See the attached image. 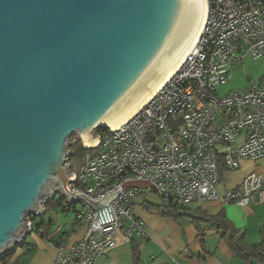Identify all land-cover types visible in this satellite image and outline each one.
Listing matches in <instances>:
<instances>
[{"label":"water","instance_id":"obj_1","mask_svg":"<svg viewBox=\"0 0 264 264\" xmlns=\"http://www.w3.org/2000/svg\"><path fill=\"white\" fill-rule=\"evenodd\" d=\"M192 6L0 0V258L57 192L96 209L99 224L113 220L108 204L119 191L92 200L71 190V138L94 140L155 78L189 30Z\"/></svg>","mask_w":264,"mask_h":264},{"label":"built area","instance_id":"obj_2","mask_svg":"<svg viewBox=\"0 0 264 264\" xmlns=\"http://www.w3.org/2000/svg\"><path fill=\"white\" fill-rule=\"evenodd\" d=\"M205 1L201 33L181 65L127 121L97 130L93 145L81 143L97 152L84 155L78 174L68 162L70 143L71 190L92 200L119 192L108 204L113 220L104 224L84 200L75 208L77 202L65 199L83 233L70 245L57 244L50 264H92L113 248L146 238L145 223L134 214L141 193H154L160 206L171 203L185 213L194 200L241 208L264 203V72L243 89L219 91L244 55L264 56V0ZM244 160L255 168L220 193L223 173ZM132 181L147 186L124 187Z\"/></svg>","mask_w":264,"mask_h":264},{"label":"crops","instance_id":"obj_3","mask_svg":"<svg viewBox=\"0 0 264 264\" xmlns=\"http://www.w3.org/2000/svg\"><path fill=\"white\" fill-rule=\"evenodd\" d=\"M255 164L244 160L239 169L223 173L216 188L220 193L235 188ZM142 196L141 201L137 198ZM160 200L154 193L138 194L134 199V214L145 223L147 237L135 238L104 255L92 264H264L245 262L236 257L226 246L220 233L204 215L222 211L236 229L244 231L248 245L264 242V203L241 208L234 203L194 200L187 215L172 217L162 215L157 207ZM53 211H50V208ZM71 217V216H70ZM52 205L45 207L43 217H36L33 230L24 242L10 251L5 264H50L56 245L74 243L83 233L74 225V217ZM192 217H197L193 221ZM138 255L134 257L133 246Z\"/></svg>","mask_w":264,"mask_h":264},{"label":"bare ground","instance_id":"obj_4","mask_svg":"<svg viewBox=\"0 0 264 264\" xmlns=\"http://www.w3.org/2000/svg\"><path fill=\"white\" fill-rule=\"evenodd\" d=\"M192 13L190 18L189 30L184 38L167 59L164 65L158 70L155 78L150 80L138 95L107 125L115 129L125 121H127L154 93H156L174 72L181 65L182 61L195 44L199 34L201 33L205 17H206V1L192 0ZM85 146L95 143L92 138L83 139Z\"/></svg>","mask_w":264,"mask_h":264},{"label":"trees","instance_id":"obj_5","mask_svg":"<svg viewBox=\"0 0 264 264\" xmlns=\"http://www.w3.org/2000/svg\"><path fill=\"white\" fill-rule=\"evenodd\" d=\"M83 150L84 149L81 147L75 150L74 153L80 152ZM46 204L48 205L50 204L53 207L60 208L64 212L73 210L71 205L69 206L65 204V201L64 199H62V197L58 199H55L54 197L52 200L48 201ZM157 209L162 215L172 216L174 218L181 217V216L188 214L182 211L180 207L174 204H171V203L164 207L159 206L157 207ZM36 217L42 218L43 215L28 216V220H30L31 222V230H33V226H34L33 221L35 220ZM192 218H193V221L198 220L197 217H192ZM203 218H206V220L211 223L213 228H215L220 233V237L222 238L226 246L229 248V250L233 253V255L244 260L245 262L258 261V262L264 263V242H259V243L248 245L246 243L244 231H240L239 229H236L234 225L226 218L225 214L222 211L218 212L215 215H206V217L204 215ZM8 253L9 252L5 253L0 258V264H5L4 259ZM133 254H134V257H137L138 255L135 244L133 246Z\"/></svg>","mask_w":264,"mask_h":264},{"label":"rangeland","instance_id":"obj_6","mask_svg":"<svg viewBox=\"0 0 264 264\" xmlns=\"http://www.w3.org/2000/svg\"><path fill=\"white\" fill-rule=\"evenodd\" d=\"M263 72H264V56L259 57L257 59H253L249 55H244L241 58V60H239L238 64L234 67L231 78L227 81L225 85L219 87V91L222 93H227L230 91H237L243 89L247 84L251 83V81H257V79L260 77V75H262ZM71 142H72L71 146L73 147V153L75 150L82 147L81 142L79 141L76 135L72 136ZM96 152L97 151L94 150L84 149L83 151L74 153L73 156L68 159V162L72 164V170L78 174L80 167L84 163V155L86 153L94 154ZM248 165L250 164L249 163L246 164V166ZM250 167H252V165H250ZM253 169L254 168L252 167L249 171ZM60 197H62L61 192H57L55 195V199H58ZM141 198L142 196H139L137 198V201H141ZM62 199H64L65 201L66 197H62ZM47 205L48 204H44V208L47 207ZM80 207L81 204L79 202L75 203V208H80ZM57 209L60 210V208ZM49 210L53 211V208L51 207ZM63 213L65 212L63 211ZM67 213L69 217L71 216L70 218L74 217L73 210H69L67 211ZM30 215L31 214L27 215V220H28V216Z\"/></svg>","mask_w":264,"mask_h":264}]
</instances>
